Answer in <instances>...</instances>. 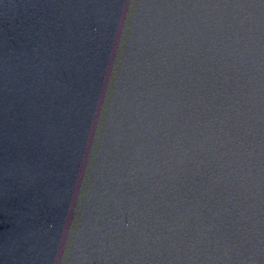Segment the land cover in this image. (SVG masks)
<instances>
[{"label": "water", "instance_id": "obj_1", "mask_svg": "<svg viewBox=\"0 0 264 264\" xmlns=\"http://www.w3.org/2000/svg\"><path fill=\"white\" fill-rule=\"evenodd\" d=\"M0 264H264V0H0Z\"/></svg>", "mask_w": 264, "mask_h": 264}]
</instances>
